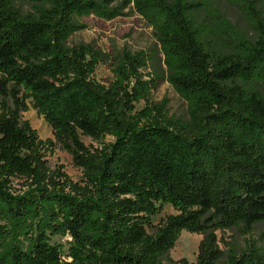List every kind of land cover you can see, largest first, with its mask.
Here are the masks:
<instances>
[{
    "label": "trees",
    "instance_id": "16d2710c",
    "mask_svg": "<svg viewBox=\"0 0 264 264\" xmlns=\"http://www.w3.org/2000/svg\"><path fill=\"white\" fill-rule=\"evenodd\" d=\"M25 1L23 13L0 0V264H264L255 242L224 252L216 235L264 225V21L253 2L236 0L248 38L210 0ZM126 8L152 29L153 48L68 44L80 18ZM163 80L184 117L151 100ZM29 108L53 139L24 119ZM55 145L78 180L48 165ZM165 204L176 214L149 232ZM182 231L201 235L194 262L168 257ZM64 235L66 253L50 241Z\"/></svg>",
    "mask_w": 264,
    "mask_h": 264
},
{
    "label": "rangeland",
    "instance_id": "374dc122",
    "mask_svg": "<svg viewBox=\"0 0 264 264\" xmlns=\"http://www.w3.org/2000/svg\"><path fill=\"white\" fill-rule=\"evenodd\" d=\"M121 1L115 0L114 4ZM249 1L253 2L264 21V0ZM210 3L211 7L216 8L237 32L248 38L255 35L249 19L244 10L238 6L236 0H210ZM14 4L23 13L30 11V5L25 0H14ZM125 11L126 15L118 16L112 20L100 19L93 15L80 18V22L85 24L86 27L72 34L68 44L89 43L95 49L110 55H114L123 49L133 52L153 48L155 39L152 29L132 9L126 8ZM94 76L96 80L102 83L109 81L112 77L110 63L106 60L100 63L94 71ZM256 86L259 90H264V84L258 83ZM151 100L154 102L165 100L169 115L181 117L186 115V102L165 80L159 82L156 90L152 92ZM141 107L142 103L135 106L136 110ZM23 117L36 129L41 139H53L51 128L35 110L29 108L28 111L23 113ZM82 141L86 145L95 146V143L87 137L83 136ZM45 159L51 167L60 165L72 180H78L81 177L80 169L72 163L70 155L62 150L59 145H55L52 152L46 153ZM170 214H176V211L168 204L163 205L160 212L151 218V227L148 228V231H153ZM216 235L219 239V246L224 252L229 249L238 252L250 242H255L256 246L264 248V225L261 223L255 224L249 232L244 233L240 226H236L224 231H216ZM200 239L201 235L182 231L173 248L168 252V257L174 261L186 259L188 262H194ZM50 241L52 244L61 246L63 253H66L70 237L67 235L54 236Z\"/></svg>",
    "mask_w": 264,
    "mask_h": 264
}]
</instances>
